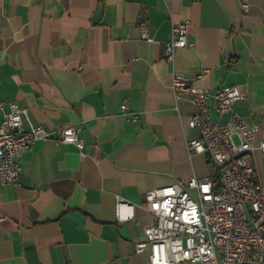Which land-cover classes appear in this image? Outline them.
Instances as JSON below:
<instances>
[{
	"label": "crops",
	"instance_id": "1",
	"mask_svg": "<svg viewBox=\"0 0 264 264\" xmlns=\"http://www.w3.org/2000/svg\"><path fill=\"white\" fill-rule=\"evenodd\" d=\"M249 3L245 13L238 0H0V102L49 134L23 156L19 185L0 183V264H151L136 248L156 222L146 193L214 173L187 150L197 108L175 97L173 72L212 93L238 86L235 111L260 126L255 145L264 139V0ZM183 20L195 46L169 63L164 44ZM70 126L83 149L59 140ZM118 198L131 220H118Z\"/></svg>",
	"mask_w": 264,
	"mask_h": 264
},
{
	"label": "built area",
	"instance_id": "2",
	"mask_svg": "<svg viewBox=\"0 0 264 264\" xmlns=\"http://www.w3.org/2000/svg\"><path fill=\"white\" fill-rule=\"evenodd\" d=\"M238 1L243 12L250 11L249 0ZM190 25L189 20L173 24L163 49L167 62L174 63L179 49L195 46L189 39ZM143 38L152 40L147 30ZM209 72L204 69L197 79ZM171 87L176 98L186 95L197 108L189 128L198 130L199 137L187 140L189 154L207 155L215 169L213 176L194 177L187 184L174 182L146 193L147 210L156 222L137 242V252H147L151 264H264V184L253 155L261 151L264 177V139L255 145L260 126L248 124L236 113L235 106L243 98L238 86L212 93L195 88L191 79L175 71ZM210 100H215L219 116L230 115L229 121L213 119ZM6 107L0 125V183L18 186L23 156L49 134L41 126L26 130L27 111L18 104L0 102V109ZM121 111L130 121L139 118L127 105ZM79 132V127H67L59 140L83 149ZM116 213L119 221H129L132 205L118 198Z\"/></svg>",
	"mask_w": 264,
	"mask_h": 264
},
{
	"label": "rangeland",
	"instance_id": "3",
	"mask_svg": "<svg viewBox=\"0 0 264 264\" xmlns=\"http://www.w3.org/2000/svg\"><path fill=\"white\" fill-rule=\"evenodd\" d=\"M260 144V139L256 141V146L258 147ZM254 155V158L257 159L256 164H257V169L259 172V175L262 177L261 178V183L264 184V177H263V168H262V162L260 161L262 159V153L260 150L256 151ZM251 162V160H249Z\"/></svg>",
	"mask_w": 264,
	"mask_h": 264
},
{
	"label": "trees",
	"instance_id": "4",
	"mask_svg": "<svg viewBox=\"0 0 264 264\" xmlns=\"http://www.w3.org/2000/svg\"><path fill=\"white\" fill-rule=\"evenodd\" d=\"M209 165L212 167L213 170L215 169V167H214V165H213L211 159H210V161H209Z\"/></svg>",
	"mask_w": 264,
	"mask_h": 264
}]
</instances>
